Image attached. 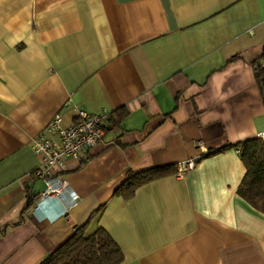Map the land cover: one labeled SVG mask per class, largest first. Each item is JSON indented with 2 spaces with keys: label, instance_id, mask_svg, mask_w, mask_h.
I'll use <instances>...</instances> for the list:
<instances>
[{
  "label": "crops",
  "instance_id": "obj_1",
  "mask_svg": "<svg viewBox=\"0 0 264 264\" xmlns=\"http://www.w3.org/2000/svg\"><path fill=\"white\" fill-rule=\"evenodd\" d=\"M263 45L264 0H0V264H39L99 228L121 264H264V215L237 194L234 147L264 133ZM78 109L117 126L87 161L66 162L78 205L40 221L31 141ZM155 168L133 198L113 196Z\"/></svg>",
  "mask_w": 264,
  "mask_h": 264
},
{
  "label": "built area",
  "instance_id": "obj_2",
  "mask_svg": "<svg viewBox=\"0 0 264 264\" xmlns=\"http://www.w3.org/2000/svg\"><path fill=\"white\" fill-rule=\"evenodd\" d=\"M110 115L106 112L89 114L76 110L71 126L61 125V114H56L43 131L31 141V150L38 158L35 179L45 183V189L33 206L32 214L38 220L53 222L67 217L78 205L79 197L71 189L63 173L68 160L87 161L89 153L97 145L104 143ZM264 140V133L259 135ZM195 168V160L189 159L176 167V174L183 176ZM63 199L61 211L50 217L46 208L53 199ZM58 200V199H57Z\"/></svg>",
  "mask_w": 264,
  "mask_h": 264
},
{
  "label": "trees",
  "instance_id": "obj_3",
  "mask_svg": "<svg viewBox=\"0 0 264 264\" xmlns=\"http://www.w3.org/2000/svg\"><path fill=\"white\" fill-rule=\"evenodd\" d=\"M252 68L255 71L257 83L263 91L264 103V45L260 58L252 63ZM125 114H128V111H125ZM116 123H112L110 118V129L107 130H114ZM234 147L245 167V175L237 194L254 210L264 215V140L251 137L240 141ZM161 176L160 168L141 173H128L125 181L114 191L113 196L130 200L139 188ZM103 208L100 207L97 213H100ZM123 260L119 246L104 229L99 228L89 235L84 232V229L77 230L39 264H121Z\"/></svg>",
  "mask_w": 264,
  "mask_h": 264
}]
</instances>
